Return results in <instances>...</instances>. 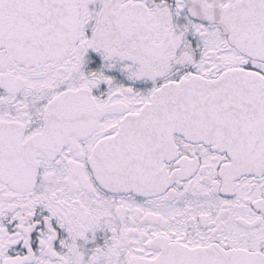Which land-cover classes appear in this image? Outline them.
<instances>
[{
    "label": "snow or ice",
    "instance_id": "obj_1",
    "mask_svg": "<svg viewBox=\"0 0 264 264\" xmlns=\"http://www.w3.org/2000/svg\"><path fill=\"white\" fill-rule=\"evenodd\" d=\"M0 264H264V0H0Z\"/></svg>",
    "mask_w": 264,
    "mask_h": 264
}]
</instances>
